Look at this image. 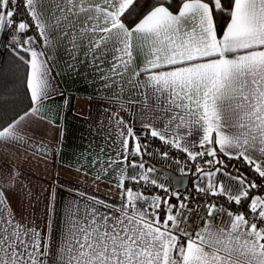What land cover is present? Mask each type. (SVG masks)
<instances>
[{
	"label": "snow or ice",
	"instance_id": "snow-or-ice-1",
	"mask_svg": "<svg viewBox=\"0 0 264 264\" xmlns=\"http://www.w3.org/2000/svg\"><path fill=\"white\" fill-rule=\"evenodd\" d=\"M137 4L0 0V46L26 65L30 93L29 110L0 122V140H23L22 124L62 94L52 66L63 50L69 70L86 61L110 93L104 98L115 111L104 112L114 139L106 158L101 148L91 164L95 179L110 177L119 195L108 202L79 193L59 227L50 205L39 229L16 220L6 203L19 169L15 179L0 177V264H264V0H233L230 9L222 0H179L178 11L154 0L129 25ZM217 13L230 17L222 35ZM135 92L143 96L139 130L120 116L136 103L124 94ZM27 144L47 153L43 144ZM151 155L181 176L195 167L204 227L188 230L189 197L168 189L167 174L154 178ZM221 156L242 158L261 183L227 171Z\"/></svg>",
	"mask_w": 264,
	"mask_h": 264
},
{
	"label": "crops",
	"instance_id": "crops-1",
	"mask_svg": "<svg viewBox=\"0 0 264 264\" xmlns=\"http://www.w3.org/2000/svg\"><path fill=\"white\" fill-rule=\"evenodd\" d=\"M132 43L134 46L140 43V37L134 35ZM79 59L78 67L69 70L67 64L70 57L63 50L58 52V65L52 66V73L54 87L62 94H54L45 100L44 108L29 118L27 124H22L23 140H0V177L15 179V170L19 169L15 190L7 192L6 203L10 205L16 220L29 226L35 222L39 229L45 228L50 205L55 206L54 219L59 227L65 204L78 197L81 192L108 202L119 200L118 190L113 186L110 177L104 176L96 180V172L91 164L93 156L100 154L101 148L104 149L106 158L113 142L114 137L110 136L108 126V114L104 109L112 108L115 111V107L110 106L104 98L110 93L100 88L101 82L95 75V69L89 67L86 61L79 63ZM123 99L136 103L129 105L130 111L120 112V116L139 130L137 109L143 96L139 92L132 95L125 93ZM28 141L34 145L43 144L47 153L41 155L33 151L28 146ZM152 150L153 148L149 149ZM221 158L225 165H229L230 160L227 157ZM145 159L147 166L158 170L153 173L154 178L158 180L164 179L165 175L160 171L163 168L180 174L174 165L159 155L147 156ZM237 170L247 176L244 167L240 166ZM194 172L193 166L192 172L188 173L191 186L196 181V176L192 174ZM167 183L172 184L169 179ZM202 218L199 228L205 225V209Z\"/></svg>",
	"mask_w": 264,
	"mask_h": 264
},
{
	"label": "trees",
	"instance_id": "trees-1",
	"mask_svg": "<svg viewBox=\"0 0 264 264\" xmlns=\"http://www.w3.org/2000/svg\"><path fill=\"white\" fill-rule=\"evenodd\" d=\"M225 8L230 9L233 0H222ZM154 0H138L136 13L128 17L127 23L133 25L143 17L151 8ZM171 10L178 11L179 0H169ZM230 17L225 13H217L215 22L218 29V35H221ZM27 68L9 48L5 54L3 62L0 64V122H7L13 118H18V114L22 115L30 107V93L26 90ZM242 160H230L226 165V170L236 174L238 167H244L247 178L253 180L256 174L245 165Z\"/></svg>",
	"mask_w": 264,
	"mask_h": 264
},
{
	"label": "built area",
	"instance_id": "built-area-1",
	"mask_svg": "<svg viewBox=\"0 0 264 264\" xmlns=\"http://www.w3.org/2000/svg\"><path fill=\"white\" fill-rule=\"evenodd\" d=\"M21 11H23V9H21ZM8 49L9 48L6 49V48L0 46V64L3 62L5 54H6ZM159 146H160L159 141L157 140L153 147H159ZM254 179H255V181H257V183H261V180L257 174H256ZM167 187L170 191L175 190V191L179 192L182 196H188L189 197V201H190L189 202V208H192L193 211L188 217V223L190 225L188 230L192 231L194 228L198 229L201 226V223L203 221L202 216H203V210L205 209L203 207V205H204L205 201L197 195L194 185H192V186L188 185V187L186 189H183V190L173 189L172 184H169V183H167ZM221 200H223V198H221ZM173 202L175 203V200H173ZM198 205H199V207H197Z\"/></svg>",
	"mask_w": 264,
	"mask_h": 264
},
{
	"label": "water",
	"instance_id": "water-1",
	"mask_svg": "<svg viewBox=\"0 0 264 264\" xmlns=\"http://www.w3.org/2000/svg\"><path fill=\"white\" fill-rule=\"evenodd\" d=\"M160 171L164 175L167 174L168 179L172 182L173 189L183 190L188 187L190 179H191L189 174L187 176H181V174H178L172 170L165 169V168L161 169Z\"/></svg>",
	"mask_w": 264,
	"mask_h": 264
}]
</instances>
